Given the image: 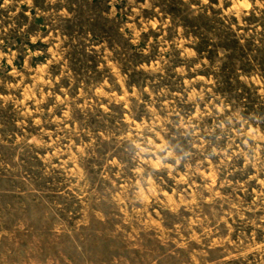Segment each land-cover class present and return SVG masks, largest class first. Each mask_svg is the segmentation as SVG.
I'll return each instance as SVG.
<instances>
[{"label":"rangeland","instance_id":"374dc122","mask_svg":"<svg viewBox=\"0 0 264 264\" xmlns=\"http://www.w3.org/2000/svg\"><path fill=\"white\" fill-rule=\"evenodd\" d=\"M221 20L264 49V0H0V264H264V77L198 54Z\"/></svg>","mask_w":264,"mask_h":264},{"label":"trees","instance_id":"16d2710c","mask_svg":"<svg viewBox=\"0 0 264 264\" xmlns=\"http://www.w3.org/2000/svg\"><path fill=\"white\" fill-rule=\"evenodd\" d=\"M193 21L195 23L193 25L197 26L199 24V27L204 30L209 28L210 24L212 23L210 17L204 14L194 17ZM214 23L216 24V22ZM218 26L219 34H216V37L219 39L220 42L214 45L210 44V42H208L207 40L205 41V39H201L199 46L196 47V51L198 52V54L201 55V52L203 51L202 49L204 47H206V49L213 47L216 50L227 51L230 55L229 57H227L228 59L235 58L234 56L232 57L231 53H233V55L240 54L239 57L243 58H245V56L247 58L248 53H254L256 54V57H254L253 60L248 58V61L244 64L243 72L248 75L255 73L256 71H258L257 69L259 68L257 65H259V67H261L260 71L262 72V75L264 77V49H258L257 47L254 49L253 47H255V45L252 44V40H247L244 44H242L238 36L234 32H232L231 28L227 27L222 20L218 22ZM212 30L216 32L218 29L212 28ZM254 63L257 64L255 65ZM262 111H264V109Z\"/></svg>","mask_w":264,"mask_h":264}]
</instances>
